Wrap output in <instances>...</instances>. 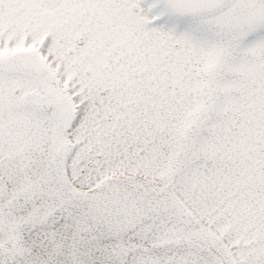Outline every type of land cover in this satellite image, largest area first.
Segmentation results:
<instances>
[{
	"label": "snow or ice",
	"instance_id": "snow-or-ice-1",
	"mask_svg": "<svg viewBox=\"0 0 264 264\" xmlns=\"http://www.w3.org/2000/svg\"><path fill=\"white\" fill-rule=\"evenodd\" d=\"M0 264H264V0H0Z\"/></svg>",
	"mask_w": 264,
	"mask_h": 264
}]
</instances>
